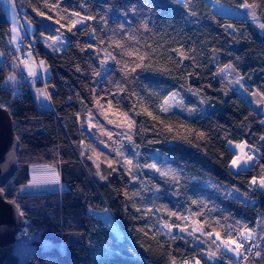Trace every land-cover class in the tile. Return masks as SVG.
I'll list each match as a JSON object with an SVG mask.
<instances>
[{"label":"trees","instance_id":"trees-1","mask_svg":"<svg viewBox=\"0 0 264 264\" xmlns=\"http://www.w3.org/2000/svg\"><path fill=\"white\" fill-rule=\"evenodd\" d=\"M15 1L35 26L22 40L30 37L50 70L52 107L40 110L28 89L3 87L20 59L0 6V103L20 142L18 171L3 191L20 208L23 231L40 235L25 264H264V191L251 183L264 177V114L221 74L232 66L246 92L264 97V28L223 17L207 0ZM249 2L264 25V0ZM41 34L68 44L51 54ZM196 90L208 116L160 109L170 93ZM230 143L248 145L249 169L231 170ZM52 164L66 192L19 194L32 166ZM92 212L108 213L120 235ZM245 232L261 240L259 258L206 256L217 251L215 237L237 241ZM14 246L0 247V264H21Z\"/></svg>","mask_w":264,"mask_h":264},{"label":"rangeland","instance_id":"rangeland-1","mask_svg":"<svg viewBox=\"0 0 264 264\" xmlns=\"http://www.w3.org/2000/svg\"><path fill=\"white\" fill-rule=\"evenodd\" d=\"M4 4H8V8L10 7L9 13H7L8 19L15 24L17 21L18 25L20 26L19 29L23 32V34H29L32 36L35 31V26L28 22L27 20H21L16 1L15 0H3ZM207 3L211 6L212 10L218 14H220L223 17H229V18H238V19H247L253 24L257 25L261 30L263 29L261 27V23L257 19L256 15L255 18L253 17L254 9H244L240 6L231 7L226 4H223L219 2L218 0H207ZM82 22H79L76 26H81ZM41 42L44 45L46 51H48L51 54H60L64 51L66 48V45L68 44V41L65 37H62L60 35L56 36H47L41 34ZM33 38V37H32ZM11 42V40H10ZM21 40L18 42V45L20 44ZM11 45L13 46V43L11 42ZM17 48V45L15 46ZM19 51V50H17ZM20 59V54H19ZM29 60L30 62L27 65H23L20 60L19 63L14 66L13 72L9 75L7 80L4 82L3 87L12 92L13 95L17 93L18 90H20L22 87L28 89L35 99V102L40 110H45L48 108H51L49 96L47 93L46 88V80L50 76V70L46 65V62L39 58L38 55L37 58L33 55V53H29ZM41 62H43V67H41ZM103 69L104 68L103 66ZM34 71L36 73L35 76L29 75V71ZM234 72V68L230 65L225 66L222 69L221 74L223 76H226L227 78H230L229 74ZM17 73L22 74L25 79H29V85L25 84L23 78H18ZM105 73H102L104 75ZM13 78V79H10ZM39 77L38 80L37 78ZM44 80V81H43ZM245 98L250 97V95L247 94V92L244 90L239 91ZM192 97L196 100V105L191 106L187 103L189 101V98ZM167 102V103H165ZM160 109L164 113H177L183 116H186L188 118H197V117H206L208 116L210 112V108L207 105V102L203 99L201 92L196 91H189L187 94H182L180 92L174 91L170 93L167 98L163 101V103L160 106ZM236 145V143H230L229 146ZM248 154V153H247ZM162 156L160 152H156L153 156L154 161L152 165L155 166L156 162L155 160ZM241 156H239L237 153L235 155L234 160H239ZM248 158V155H247ZM250 160V159H249ZM252 161V160H250ZM232 164V163H231ZM231 168V166H230ZM147 170H152L153 167H147ZM40 173V172H47L51 173L45 174L43 176V180L41 181H32L30 183H25L20 187L19 194L21 196H30V195H46L49 193H63L68 190V187L65 183H63L59 178L56 179L55 174L57 173V168L54 164L52 165H36L32 166L30 168V171ZM232 170V169H231ZM233 171V170H232ZM37 179L39 177L37 176ZM264 179V177L262 178ZM257 183L256 186L259 185L260 187V180H256ZM254 185V184H253ZM260 190L264 191V188H259ZM237 195L240 197V194L237 193ZM92 214L98 216L101 218L110 229H112L115 233L120 235L119 229L116 226V224L113 222L112 218L108 213H93ZM26 228V227H25ZM194 234H202L200 232L199 228H196L194 226L193 228ZM192 232V234H193ZM249 232H245L244 236H247ZM252 234V232H251ZM252 236V235H251ZM216 240H212V242L216 244L217 251H212L211 249L207 248L208 253L206 256L211 260V262L216 263L217 261L221 260L223 257V254H228L231 257L235 258L237 261L243 260L245 257L244 255L237 256V253L235 251H229V248L235 249L236 245L228 243L230 240H223L218 237H215ZM40 239V235L35 232H30L28 229L22 230L21 234L18 236L17 242L14 244L15 246V252L18 255L19 262L21 264L27 263L29 260L32 252L35 249L34 241H37ZM196 244H202L201 240L198 238L196 239ZM240 252V250H239ZM214 253V255L210 254ZM223 253V254H222ZM241 253V252H240ZM259 258V255L256 257Z\"/></svg>","mask_w":264,"mask_h":264},{"label":"water","instance_id":"water-1","mask_svg":"<svg viewBox=\"0 0 264 264\" xmlns=\"http://www.w3.org/2000/svg\"><path fill=\"white\" fill-rule=\"evenodd\" d=\"M20 142L14 131V123L8 109L0 103V247L13 246L26 222L21 210L7 200L3 189L18 171Z\"/></svg>","mask_w":264,"mask_h":264},{"label":"crops","instance_id":"crops-1","mask_svg":"<svg viewBox=\"0 0 264 264\" xmlns=\"http://www.w3.org/2000/svg\"><path fill=\"white\" fill-rule=\"evenodd\" d=\"M8 4H4L3 0H0V6L2 7V9L5 12V15L7 13H9V11L11 10L10 7L8 8L7 6ZM7 17V15H6ZM8 19V17H7ZM9 20V19H8ZM10 22L11 25V32H10V40L13 43L14 46L18 45V42L23 38L24 34L21 31V29H19V25L17 23V21L15 22V24L13 22ZM263 30V29H262ZM230 78H232V82L234 84V86L240 90L244 91V86L248 84L247 80H245L244 78H242L240 76V74L238 72H236L234 70V72L229 74ZM17 77L18 78H23V80H26L25 77H23L22 74L17 73ZM248 95H250V97L248 96V98H245L246 101L254 108L256 109H260L262 110V112L264 113V97L261 96L260 94L256 93V92H247ZM45 110H51V108L45 109ZM238 145H244L243 149H241L240 147H238ZM231 150L235 152V154L237 153L240 157V159L237 161V165L238 166H234L233 164H231V169L233 170V172H240L243 170H247L252 166V161H250L247 158V153H248V145L245 143H240V144H236V145H232ZM234 160V159H233ZM36 166V165H35ZM47 172H40V173H36V172H32L31 170V174H32V178L33 181H41L43 180V176H45ZM47 174H51V173H47ZM56 179L59 178V173L57 171V173H54ZM37 176L39 177V179H37ZM32 181V180H31ZM259 187V185H258ZM260 188V187H259Z\"/></svg>","mask_w":264,"mask_h":264},{"label":"built area","instance_id":"built-area-1","mask_svg":"<svg viewBox=\"0 0 264 264\" xmlns=\"http://www.w3.org/2000/svg\"><path fill=\"white\" fill-rule=\"evenodd\" d=\"M21 20H22V18H21ZM29 38L30 37L28 36V40H29ZM28 40L27 41L21 40L20 44L17 45V49L19 50L18 52L20 54V62L23 65H27L30 62L29 53H33V55L37 58L36 47L34 46V43L31 41V39L29 41ZM37 79L42 81V79H39V77ZM24 83L28 84L29 80L24 81ZM25 90H26V88L22 87L20 89V91L18 92V94L21 95ZM249 156H251L253 158L254 157L253 152H248V157ZM237 243H242L244 245L243 248L239 249L241 254L244 255V257L245 256H248V257L253 256L255 258L258 256L256 254L259 253V250L261 247V242L257 237H251L250 240H245L242 238V236H240L237 239Z\"/></svg>","mask_w":264,"mask_h":264},{"label":"snow or ice","instance_id":"snow-or-ice-1","mask_svg":"<svg viewBox=\"0 0 264 264\" xmlns=\"http://www.w3.org/2000/svg\"><path fill=\"white\" fill-rule=\"evenodd\" d=\"M254 6H255L254 2L253 3H250L249 0H241L240 7L244 8V9H251ZM253 17L255 18V14L254 13H253ZM73 27H75V25H73ZM261 27L264 28V25H261ZM141 59H143V57H141ZM41 67H43V62H41ZM29 75L35 76L36 73L34 71H31L30 70L29 71ZM10 79H13V78L10 77ZM165 103H167V102H165ZM148 114L149 115H152L151 113H148ZM124 115H125V119H128L127 114H124ZM153 118L155 119V117H153ZM112 122L113 121H111V120L109 121V123H112ZM129 123H131V121H129ZM89 126L91 127L93 125L90 124ZM238 147H240L241 149H243L244 145H238ZM248 159H252V157L249 156ZM128 163H131V161H128ZM232 164L234 166H238L237 165V160H233L232 161ZM149 167H155V166L154 165H150ZM157 171H159V170L157 169ZM251 183L255 185L257 183V181L255 179H253ZM259 184H260V187L261 188H264V179H261L260 182H259ZM167 227H170V226H167ZM218 235L219 234L217 233V236ZM251 235H252L251 232H249V234L247 236H244V234L241 233L242 238L245 239V240H250L251 239ZM228 243H231V244H235L236 245L235 249L229 248V251H235L237 253V256L239 257L241 255V253L239 252V249L243 248L244 245L242 243H237V241H235V240H230ZM211 255H214V253L210 254V258H211ZM256 255H259V253H257ZM172 264H176L175 260H173ZM184 264H188V262L185 261ZM196 264H199V261H197Z\"/></svg>","mask_w":264,"mask_h":264},{"label":"bare ground","instance_id":"bare-ground-1","mask_svg":"<svg viewBox=\"0 0 264 264\" xmlns=\"http://www.w3.org/2000/svg\"><path fill=\"white\" fill-rule=\"evenodd\" d=\"M28 86H30V85H28ZM255 237H257L256 235H255ZM258 238V237H257ZM259 239V238H258ZM260 240V239H259ZM260 242H261V240H260ZM261 247H262V243H261ZM260 247V248H261ZM245 258H254L253 256H250V257H248V256H245ZM254 259H256V257L254 258Z\"/></svg>","mask_w":264,"mask_h":264}]
</instances>
